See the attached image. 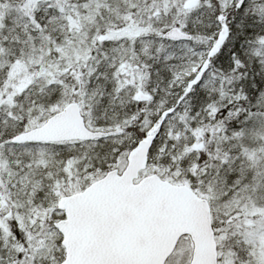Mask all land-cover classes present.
Returning <instances> with one entry per match:
<instances>
[{
    "label": "snow or ice",
    "instance_id": "snow-or-ice-1",
    "mask_svg": "<svg viewBox=\"0 0 264 264\" xmlns=\"http://www.w3.org/2000/svg\"><path fill=\"white\" fill-rule=\"evenodd\" d=\"M0 264H264V0H0Z\"/></svg>",
    "mask_w": 264,
    "mask_h": 264
}]
</instances>
